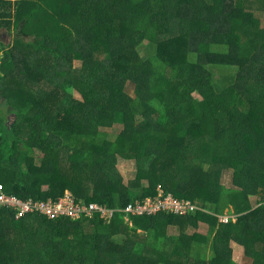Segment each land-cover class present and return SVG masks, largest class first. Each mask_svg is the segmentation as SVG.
<instances>
[{"label": "trees", "instance_id": "obj_1", "mask_svg": "<svg viewBox=\"0 0 264 264\" xmlns=\"http://www.w3.org/2000/svg\"><path fill=\"white\" fill-rule=\"evenodd\" d=\"M0 47V182L115 210L3 209L0 264H239L233 241L264 264V0H0ZM213 65L233 69L231 85L216 88ZM159 188L198 211L124 210Z\"/></svg>", "mask_w": 264, "mask_h": 264}, {"label": "built area", "instance_id": "obj_2", "mask_svg": "<svg viewBox=\"0 0 264 264\" xmlns=\"http://www.w3.org/2000/svg\"><path fill=\"white\" fill-rule=\"evenodd\" d=\"M0 52L3 51L0 47ZM0 54V55H1ZM3 209L14 212L16 218H23L29 214L37 213L51 219L62 217L78 220L85 216L92 217L95 212H101V216L108 219L113 217L114 209H110L97 202H85L78 198L72 191L66 190L64 195L53 199H24L8 191L6 185L0 182V211ZM199 207L190 199L178 198L173 193H165L162 188L158 189L156 196H147L144 200L129 202L124 210L128 215H155L161 211H168L181 216L195 214ZM222 222L237 220L236 214H225L220 217Z\"/></svg>", "mask_w": 264, "mask_h": 264}, {"label": "rangeland", "instance_id": "obj_3", "mask_svg": "<svg viewBox=\"0 0 264 264\" xmlns=\"http://www.w3.org/2000/svg\"><path fill=\"white\" fill-rule=\"evenodd\" d=\"M234 5H236V3H234ZM233 5V6H234ZM10 38L11 37H8V35H6V39H7V41L9 42L10 41ZM146 44V45H145ZM144 45L145 46H143L142 48H139V50L141 51V53L143 54V56L144 55H146V56H144V57H146V58H148V59H152L154 56H155V53H156V49H155V47H154V45L153 44H151V43H149V42H146ZM143 45V44H142ZM148 48H147V47ZM140 47H141V45H140ZM0 54H1V52H0ZM81 62L80 61H78L77 63H76V65L78 66V67H80L81 66ZM210 70H212V72H213V77H214V83H215V85H216V88L219 90H221V89H225L226 87H228L229 85H231V83H232V81H231V72L233 71V69L232 68H229V66H224V65H213V66H211V67H208ZM16 83V82H15ZM10 89L12 88L13 90L12 91H15L16 90V88H17V86L16 85H14V84H12V83H10ZM79 96V95H78ZM1 99V101H0V104L1 103H3V101H4V99L2 98V97H0ZM102 130L103 131H106V132H108V133H111V134H115V133H118V132H120L121 130H123V125L122 124H116L115 126H113L112 128H102ZM125 160H128V159H124V158H119V161H118V168H119V170H120V172L123 174V178H124V180H126V181H130V180H132V179H134L135 177L134 176H136V175H131V171L132 170H128V169H126V167H125V163H129L128 161H125ZM131 160V159H130ZM120 162H122L123 163V165H121L120 164ZM136 167V172H137V166H135ZM229 175L231 176V173H232V171L230 170L229 171ZM222 177H223V175H222ZM226 180H227V178L226 177H224V179L222 178V181L223 182H226ZM145 182V185H148V181H144ZM140 194H141V192H139ZM102 205V204H101ZM235 214V213H234ZM128 218V217H127ZM18 219V218H17ZM202 225V226H201ZM200 225V228H199V230H197V229H195L194 230V228H190L187 232H189V233H192V234H194L196 231L197 232H200V233H206L207 232V227L206 226H204V224H201ZM4 245V247H6L7 246V244L6 243H4L3 244ZM242 255H243V251H242ZM234 259H237L238 261H239V263L240 264H244L243 263V260H242V257L239 255V256H237V254L235 253V251H234Z\"/></svg>", "mask_w": 264, "mask_h": 264}, {"label": "crops", "instance_id": "obj_4", "mask_svg": "<svg viewBox=\"0 0 264 264\" xmlns=\"http://www.w3.org/2000/svg\"><path fill=\"white\" fill-rule=\"evenodd\" d=\"M119 133V132H118ZM125 161H128L129 163H125V167H126V169H128V170H132L131 171V175H136V162L134 161V160H125ZM120 164L121 165H123V163L122 162H120ZM232 171V173H231V176L229 175L230 173H229V171ZM135 177V176H134ZM224 177H226L227 178V180H226V182H223L222 181V183L226 186V187H228V188H234L235 187V185H234V181H233V170L232 169H226L224 172H223V179H224ZM144 184H145V182H144ZM253 204L254 205H256V200L255 199H253ZM229 211H226V214H231V213H228ZM204 226H206L205 224H204ZM207 227V226H206ZM195 230V229H194ZM232 247H233V250L235 251V253L237 254V256H241L242 257V260H243V255H242V251H243V253H244V250H243V247L241 246V245H238L236 242H232ZM236 260V262L237 263H239V261L237 260V259H235ZM240 264V263H239Z\"/></svg>", "mask_w": 264, "mask_h": 264}, {"label": "clouds", "instance_id": "obj_5", "mask_svg": "<svg viewBox=\"0 0 264 264\" xmlns=\"http://www.w3.org/2000/svg\"><path fill=\"white\" fill-rule=\"evenodd\" d=\"M234 214V213H233Z\"/></svg>", "mask_w": 264, "mask_h": 264}]
</instances>
